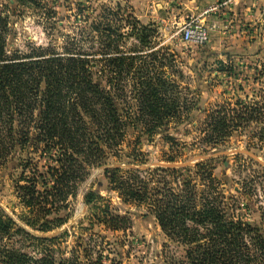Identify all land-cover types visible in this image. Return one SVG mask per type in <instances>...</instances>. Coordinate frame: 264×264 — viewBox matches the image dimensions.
I'll return each mask as SVG.
<instances>
[{
    "label": "trees",
    "instance_id": "trees-1",
    "mask_svg": "<svg viewBox=\"0 0 264 264\" xmlns=\"http://www.w3.org/2000/svg\"><path fill=\"white\" fill-rule=\"evenodd\" d=\"M112 15L107 24L95 18L89 26L88 36L99 44L94 53L85 51L83 31L79 39L66 36L61 48L9 53L10 16L0 12V168L21 170L16 191L26 211L22 225L0 211V264H118L104 236H79L67 252L69 231L51 234L67 222L52 216L70 208L94 168H104L109 190L124 206L145 209L167 242L181 249L173 264H264V212L255 224L236 214L240 204L222 192L210 153L193 166L145 168L149 155L141 144L168 136L172 123L184 125L191 108L167 77L171 62L160 50L130 55L120 49L115 14L106 17ZM137 33L150 43L158 30L141 27ZM255 70L256 95L207 113L201 140L207 148L225 147L236 132L264 143V63ZM166 161L177 163L176 157ZM103 200L90 192L85 203ZM108 209L80 221V228L127 232L130 219Z\"/></svg>",
    "mask_w": 264,
    "mask_h": 264
},
{
    "label": "rangeland",
    "instance_id": "rangeland-1",
    "mask_svg": "<svg viewBox=\"0 0 264 264\" xmlns=\"http://www.w3.org/2000/svg\"><path fill=\"white\" fill-rule=\"evenodd\" d=\"M36 1L22 4L18 0H0V12L10 16L9 53L15 50L25 53L31 46L47 48L51 44L61 48L66 36L77 34L79 39L81 31L86 32L85 51L94 53L99 44L92 43L93 35L88 36L89 26L92 28L97 19L107 24L113 15L106 16L112 11L115 14L113 25L120 27V49L130 55L160 50V55L164 54L171 62L166 63L167 77L182 93V104L191 108L189 116L186 112L183 115L184 125L172 123L168 136L157 135L153 142L141 144L142 151L149 155L145 168L153 170L166 166L169 157H176L177 161L169 165L193 166L204 159V151H207L210 154L206 156L216 165L214 175L221 183L222 192L240 204L236 214L250 224L260 221L264 212V143L250 140L247 132H236L225 147L217 150L207 148L201 140L205 136L202 129L208 112L217 105L235 103L259 92L255 69L264 63V6L249 9L243 6L241 10L245 11H239L245 0H236L235 4L214 11L218 14L225 8L228 13H221L227 14L223 27L212 28L203 17L211 13L205 12L215 6L216 0ZM212 2L215 4L211 5ZM192 11L200 15H189ZM184 13L188 14L184 20L177 21ZM236 13L238 17L235 18ZM191 18L201 21L208 29L207 45L197 47L183 42L181 29ZM152 26L158 34L150 38V43H144L137 31ZM189 119L191 123H188ZM128 137L135 141L136 133H130ZM170 137L174 139L168 141L166 138ZM249 142L257 143L256 148H249L248 145H252ZM104 172V168L90 171L76 198L70 200V208L52 216L67 222L51 234L69 231L67 243L63 245L67 252L79 236L95 233L114 245L115 255L111 258L118 264H173L174 258L182 254L181 249L167 242L157 222L146 215L145 209L124 206L117 194L109 190ZM20 175L21 170L13 165L0 168V211L22 225L19 218L26 211L16 191ZM90 192L100 194L104 200L97 205H86L85 198ZM108 207L130 219L127 232L108 231L99 225L92 232L80 228V221L95 220L93 215L102 214ZM28 231L33 232L30 228Z\"/></svg>",
    "mask_w": 264,
    "mask_h": 264
},
{
    "label": "built area",
    "instance_id": "built-area-1",
    "mask_svg": "<svg viewBox=\"0 0 264 264\" xmlns=\"http://www.w3.org/2000/svg\"><path fill=\"white\" fill-rule=\"evenodd\" d=\"M235 3L236 0H216L215 6L209 8L205 13L214 12L224 6H230ZM181 34L183 42L186 44L195 45L197 47L207 45L210 37L206 26L201 21L193 18L183 25Z\"/></svg>",
    "mask_w": 264,
    "mask_h": 264
},
{
    "label": "crops",
    "instance_id": "crops-1",
    "mask_svg": "<svg viewBox=\"0 0 264 264\" xmlns=\"http://www.w3.org/2000/svg\"><path fill=\"white\" fill-rule=\"evenodd\" d=\"M214 2V1H213ZM212 2V3H213ZM215 3L211 4L214 5ZM246 6L248 7V9L252 6L255 7H263L264 6V0H245V2H243V4L240 5V10L239 11H245V10H241V7ZM231 10V9H230ZM235 11H237V8H234ZM223 12H227V10L225 8H223L218 14L216 12H211L210 14H207L205 17H203V19L205 21H207V25L210 27H214V28H221L223 27V23H225V18L227 14H222ZM233 11V10H231ZM247 11V8H246ZM238 12V11H237ZM228 13V12H227ZM189 15H200L199 13H197L196 11H192L188 13ZM188 14H185L180 16L179 19L177 18L176 20H184L185 16H187ZM238 17V14H235V18ZM217 31V30H215ZM214 31V32H215ZM216 33V32H215ZM220 33V32H218Z\"/></svg>",
    "mask_w": 264,
    "mask_h": 264
},
{
    "label": "water",
    "instance_id": "water-1",
    "mask_svg": "<svg viewBox=\"0 0 264 264\" xmlns=\"http://www.w3.org/2000/svg\"><path fill=\"white\" fill-rule=\"evenodd\" d=\"M182 166H184V165H182ZM166 167L176 168V167H181V166H179V165H166Z\"/></svg>",
    "mask_w": 264,
    "mask_h": 264
}]
</instances>
